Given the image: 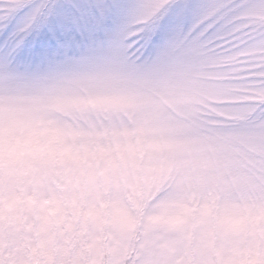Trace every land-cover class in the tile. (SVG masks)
Here are the masks:
<instances>
[{
    "label": "snow or ice",
    "instance_id": "obj_1",
    "mask_svg": "<svg viewBox=\"0 0 264 264\" xmlns=\"http://www.w3.org/2000/svg\"><path fill=\"white\" fill-rule=\"evenodd\" d=\"M0 264H264V0H0Z\"/></svg>",
    "mask_w": 264,
    "mask_h": 264
}]
</instances>
